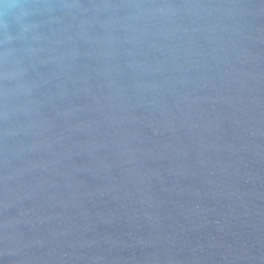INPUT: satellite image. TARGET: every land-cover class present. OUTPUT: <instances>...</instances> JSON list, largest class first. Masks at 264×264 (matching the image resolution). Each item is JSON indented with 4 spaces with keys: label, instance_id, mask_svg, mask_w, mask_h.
<instances>
[{
    "label": "water",
    "instance_id": "95a60500",
    "mask_svg": "<svg viewBox=\"0 0 264 264\" xmlns=\"http://www.w3.org/2000/svg\"><path fill=\"white\" fill-rule=\"evenodd\" d=\"M0 264H264V0H0Z\"/></svg>",
    "mask_w": 264,
    "mask_h": 264
}]
</instances>
